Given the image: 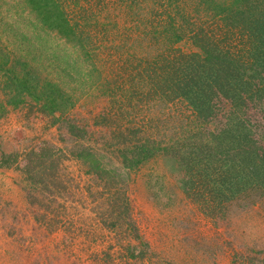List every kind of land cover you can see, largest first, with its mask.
Wrapping results in <instances>:
<instances>
[{
	"label": "trees",
	"instance_id": "16d2710c",
	"mask_svg": "<svg viewBox=\"0 0 264 264\" xmlns=\"http://www.w3.org/2000/svg\"><path fill=\"white\" fill-rule=\"evenodd\" d=\"M24 2L28 16L21 17L34 32L31 35L11 24L14 47L21 53L11 55L0 45V90L4 92L0 109L33 102L39 112L49 115L51 123L58 122L76 99L61 83L44 76V69L56 65L62 47L68 44L81 49L87 63L101 47L105 51L100 59L110 66L117 62L121 69L117 77L111 67L98 86L108 87L104 93L109 94L106 126L112 127L111 138H122L118 150L125 168L138 167L162 154L167 167L169 163L171 171L182 174V191L215 219L224 218L234 201L248 195L264 196V144L254 137L256 126L247 115L250 102L264 99V0ZM8 28L0 18V38L11 34ZM185 37L197 50L176 46ZM32 38L39 43L35 50L43 59H51L48 65L42 61L44 69L27 58L32 50L23 53ZM74 62L77 66L76 58L68 66ZM156 103L157 113L153 109ZM177 103L183 106L181 113L174 108ZM156 120L175 125L176 137L163 141L147 132L149 123ZM86 133L78 129L75 134ZM46 149L30 150L23 165L18 152L4 153L0 165H15L33 181L59 190L63 179L56 173V165L45 168L50 169L47 173L37 169L49 160ZM73 155L88 173L103 181L105 204L101 200L91 210L102 218L106 229L116 232L118 243L127 251L128 264L142 262L150 253L149 243L133 215L122 172L108 167L104 155L92 147L79 144ZM50 160H55L54 154ZM198 180L201 186H197ZM32 192L28 193L32 204H47L40 210L51 230L73 226L64 222L67 204L61 191L59 195L50 191L53 204H44L40 198L33 201ZM40 210L37 213L42 214ZM74 239L68 232L62 236L66 244ZM94 257L100 260L97 254ZM102 259L105 264L111 262L110 252Z\"/></svg>",
	"mask_w": 264,
	"mask_h": 264
},
{
	"label": "rangeland",
	"instance_id": "374dc122",
	"mask_svg": "<svg viewBox=\"0 0 264 264\" xmlns=\"http://www.w3.org/2000/svg\"><path fill=\"white\" fill-rule=\"evenodd\" d=\"M25 8L24 0H0V18L9 25L11 33L2 35L0 45L11 55L21 53L14 47L11 24L15 29L28 30L31 35L34 32L21 17L28 16ZM176 46L184 51L197 50L188 37ZM24 47L23 53L32 50L27 58L34 66L44 69L40 66L42 61L46 65L51 62L35 50L40 47L36 39L32 38L31 44ZM96 49L97 55H93L90 62L96 63L97 68L84 60L81 49L68 44L62 47V57L57 59L56 65H48L45 73L42 71L44 76L61 83L76 99L75 105L58 122L51 123L49 115L39 112L33 102L0 109V158L4 153L18 152L19 164L23 165L26 153L45 146L49 160L46 166L41 164L37 169L56 165V173L63 179L59 190L53 186L47 188L42 182L28 178L24 169L0 165V264H105L101 258L107 251L112 257L108 264L129 263L127 251L118 243L116 232L106 229L102 218L90 208L101 203L105 189L103 181L88 173L84 163L73 155L79 144L102 153L108 167L122 172L133 215L150 249L145 260L132 264H264V196L248 195L234 201L224 218L215 219L205 215L200 204L182 191L179 186L182 174L171 171L162 154L138 167H124L118 150L122 138H111L112 127L106 126L109 94L104 93L108 87L98 86L111 67L117 77L121 69L117 62L111 66L104 63L100 58L105 50ZM72 58H76L78 64L75 66L74 62L69 67ZM3 98L4 92L0 90V99ZM175 107L179 113L183 111L182 104L177 103ZM153 109L157 113L159 105L156 103ZM247 115L256 126L254 137L264 144V99L250 102ZM166 125L168 127L158 120L152 121L147 132L163 141H171L178 129L175 125L170 127L169 122ZM78 129L87 133L78 136L75 134ZM107 140H111V147ZM53 154L55 160H50ZM45 170L47 173L50 169ZM197 186H201L199 180ZM50 191L58 195L62 192L65 199L62 201L67 204L64 222H72L71 228L63 225L59 230H51L47 224L46 214L40 209L46 203L53 204ZM29 192L34 195L33 201L40 198L46 205L32 204ZM39 210L43 215L37 213ZM67 232L75 237L73 243L62 241ZM95 254L100 260L95 259Z\"/></svg>",
	"mask_w": 264,
	"mask_h": 264
}]
</instances>
